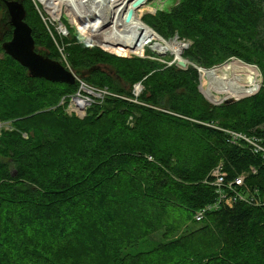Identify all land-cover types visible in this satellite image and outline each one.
<instances>
[{"label": "trees", "instance_id": "trees-1", "mask_svg": "<svg viewBox=\"0 0 264 264\" xmlns=\"http://www.w3.org/2000/svg\"><path fill=\"white\" fill-rule=\"evenodd\" d=\"M177 1L144 21L165 39L192 40L183 56L198 67L233 56L257 65V94L212 104L197 67L116 56L74 31L55 39L24 0L36 49L113 93L70 115L62 100L79 81L30 76L3 48L13 28L0 3V121L12 123L0 134V264H264V207L237 203L194 220L215 200L204 181L221 161L231 177L255 165L247 182L264 187L262 156L217 128L264 137V0Z\"/></svg>", "mask_w": 264, "mask_h": 264}, {"label": "built area", "instance_id": "built-area-1", "mask_svg": "<svg viewBox=\"0 0 264 264\" xmlns=\"http://www.w3.org/2000/svg\"><path fill=\"white\" fill-rule=\"evenodd\" d=\"M32 1L39 11L48 31L54 38H56V36L61 39L69 37L71 35V30L73 29L74 31L76 30L75 34L81 40L91 43V41H96L94 37H97L101 33V30H98V28H95V26L90 27L89 21L76 18L72 19L71 14L73 11L69 12L67 0ZM89 6H91V4H89ZM88 28L91 30H88ZM59 49L62 53V59L65 61V63H67L64 48L59 47ZM173 62L177 63L176 60ZM67 67L70 68L68 63ZM195 67L202 69V67ZM77 81L81 83V89L78 92L69 95L67 98L65 97L63 101H67V111L70 114H76L79 117H84L87 114L88 109L96 100H100L106 95H113V93H111L106 88H98L95 86V89L89 88L90 85H88L87 82L80 77H77ZM140 87V84L137 85L136 91H138ZM139 94L140 93L138 92L136 93V95ZM217 128L229 134L230 142L232 144L246 146L252 153L262 156V159L264 160L263 136L254 133L249 134L234 131L221 127ZM257 173L258 168L255 165H251L247 171L231 177L229 172L225 169L224 162H219L211 170L210 174L204 181L214 188L215 200L214 202L209 203L202 209L198 210L194 216L195 220L202 221L209 211L225 207H233L237 203H247L254 206L264 207V187L251 186L247 182L250 175H255Z\"/></svg>", "mask_w": 264, "mask_h": 264}, {"label": "rangeland", "instance_id": "rangeland-1", "mask_svg": "<svg viewBox=\"0 0 264 264\" xmlns=\"http://www.w3.org/2000/svg\"><path fill=\"white\" fill-rule=\"evenodd\" d=\"M177 3H178L177 0H149L147 3L148 4L147 8L150 9L151 11L148 10V12L143 13L142 18L144 20V17L147 15H155L158 10L171 9ZM70 11H71V9H70ZM263 13H264V10H263ZM71 15H72L73 19L76 18L74 13H72ZM144 23L147 24L145 21H144ZM111 26L113 27V25H111ZM148 27L150 29H152L155 33H157L149 25H148ZM88 30H91V29L88 28ZM260 30L264 31V16H263V19L261 21ZM71 31H74V30L72 29ZM154 32L152 33L150 30L145 29L143 26H139L131 34L127 35L122 42H119L118 40H109L107 38H102L100 36L94 37L95 36L94 35L92 37H94L96 39V41H91L90 45L94 46V47L95 46L101 47L106 52L111 53V54L116 55V56L128 57V58H132L133 56H137V57H141V58H151L154 60H159V61L165 63L166 65L173 64L174 63L173 61H175L174 60L175 56L177 58H180L182 56L184 59H187L186 57L183 56V52L192 45V43H193L192 40H190V39H182L181 40V39L175 38V37H178L177 34L172 36L170 39H163V37L158 38V37H156V35H154ZM55 39H61V38L56 36ZM174 39L184 43L185 45L187 44L186 47L182 50V53L180 54V56H177L175 53H173L171 51L161 50L158 47H156L157 50L166 52L165 55L161 56L155 52H154L155 54H149L150 50L153 51V49L155 48V45L157 43L166 44L165 41H170V40H174ZM86 43H89V42H86ZM59 47L64 48V46L61 44L60 45L58 44V48ZM113 50H116V51H113ZM117 51H119L121 53H119ZM234 58H237V57L233 56L230 59H228L227 61H225L224 63L217 65L215 67L209 68V69H206V68H202L201 70H200V68L198 69L200 72L199 91L202 94L204 91L206 96H208L210 99L214 100L215 102H222L227 98H231V99H233V101H238V100H241L242 98H245V97H248L251 95H255V93L256 94L258 93V91L260 89V84L262 86V80H261L262 79V72H261L260 68L255 64H253V66L258 68L260 74L258 75L257 80L255 81L254 84L244 85L241 83H233V81H231V80L229 81L230 84L234 87V91L236 93L235 95H231L230 91L228 90V88L226 86L227 83L222 82V83H220L222 87L217 86V84H218L217 81L220 78V76L218 74H215L213 77L206 74L207 70H218V69L222 68V66L226 65L228 62L232 61ZM190 63L193 66H198V65L194 64V62H192V61H190ZM250 65H252V64H250ZM226 72L229 73V71H226ZM258 78H260V83L258 81ZM139 84L141 85V87H140L141 89L139 88L138 91H136V86ZM88 85H90V84H88ZM93 87L94 86H92V85L89 86V88L95 89V87L94 88ZM143 88H144V85H142L141 81H138V82H135L133 84L132 91H133L134 95H136L137 92L141 93ZM80 89H81V83H80V87H79L78 91ZM83 92L85 93L84 90H83ZM136 96H138V95H136ZM103 98H105V97H103ZM64 99L65 98H63L62 103H63ZM102 99L100 100V102L102 101ZM96 101H99V100H96ZM96 101L94 103H96ZM209 102H211V101H209ZM66 111H67V109H66ZM67 113H68V111H67ZM68 114H70V113H68ZM70 115H76V114H70ZM80 118H83V117H80ZM11 124H12L11 121H3V122L0 121V134H1L2 129H12ZM260 127L264 130V123L261 124ZM253 131L255 132V130H253ZM254 134H256V133H254ZM178 234L181 235L182 233L178 232ZM155 238L158 239V236H155ZM154 243H155L154 239H151V240L147 241L146 243H144L141 247H137V248L139 250H146V249L151 248L154 245Z\"/></svg>", "mask_w": 264, "mask_h": 264}, {"label": "bare ground", "instance_id": "bare-ground-1", "mask_svg": "<svg viewBox=\"0 0 264 264\" xmlns=\"http://www.w3.org/2000/svg\"><path fill=\"white\" fill-rule=\"evenodd\" d=\"M148 1L149 0H67V3L69 5V12L71 9L77 19L89 21L90 27L95 26V28H100L101 33L98 37L100 36L109 40H118L122 42L127 35L131 34L139 26H143L152 33L154 32L144 23L142 18L143 13L150 10L147 8ZM89 4H91V6H89ZM107 8L109 14H105L104 12ZM130 13L131 18L128 20V15ZM111 25H113V27ZM154 35L158 38L160 37L158 33L154 32ZM165 43L166 44L157 43L154 49L157 50L156 47H158L161 50L171 51L177 56H180L182 50L186 47L184 43L176 39L165 41ZM226 71H229V73ZM206 74L211 77L218 74L220 78L217 81V86L222 87L220 83H227L226 86L231 95H235L236 93L234 87L229 82L230 80L233 81V83L251 85L255 83L260 72L257 67L234 58L218 70H207ZM258 81L260 83V78H258Z\"/></svg>", "mask_w": 264, "mask_h": 264}, {"label": "water", "instance_id": "water-1", "mask_svg": "<svg viewBox=\"0 0 264 264\" xmlns=\"http://www.w3.org/2000/svg\"><path fill=\"white\" fill-rule=\"evenodd\" d=\"M0 3L5 7L9 24L13 28L12 38L3 43L5 51L22 66L26 67L32 77L44 78L53 82L75 84L77 77L70 68L61 61L51 58L46 51L36 49L32 28L26 21L27 10L24 5V0H0ZM104 12L105 14H109L108 8ZM130 18L131 13L128 15V20ZM160 37L162 36L160 35ZM153 52L161 56L166 53L159 52L155 49H153ZM175 60L177 65L182 68H187L191 64L190 60L184 59L182 56L180 58L175 56ZM203 95L208 99L204 92ZM208 100L211 101L210 99ZM232 101L233 99H225L222 103ZM211 102L216 105L221 104Z\"/></svg>", "mask_w": 264, "mask_h": 264}]
</instances>
